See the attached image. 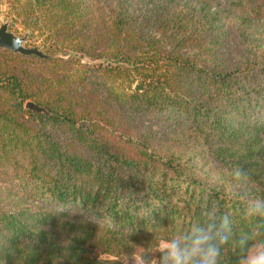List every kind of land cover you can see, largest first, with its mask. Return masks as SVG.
<instances>
[{
  "label": "trees",
  "instance_id": "trees-1",
  "mask_svg": "<svg viewBox=\"0 0 264 264\" xmlns=\"http://www.w3.org/2000/svg\"><path fill=\"white\" fill-rule=\"evenodd\" d=\"M2 1L50 57L0 48V264H122L210 205L248 230L223 185L264 198V0Z\"/></svg>",
  "mask_w": 264,
  "mask_h": 264
},
{
  "label": "clouds",
  "instance_id": "clouds-1",
  "mask_svg": "<svg viewBox=\"0 0 264 264\" xmlns=\"http://www.w3.org/2000/svg\"><path fill=\"white\" fill-rule=\"evenodd\" d=\"M248 179V171L236 166L223 185L227 198L241 202L247 231L234 235L231 213L210 205L199 222L158 234L151 251L136 245L135 264H222L223 249L229 244L238 251L237 264H264V198L248 189Z\"/></svg>",
  "mask_w": 264,
  "mask_h": 264
},
{
  "label": "rangeland",
  "instance_id": "rangeland-1",
  "mask_svg": "<svg viewBox=\"0 0 264 264\" xmlns=\"http://www.w3.org/2000/svg\"><path fill=\"white\" fill-rule=\"evenodd\" d=\"M8 12L6 3L2 0H0V23L1 22H7L6 14ZM9 23V22H8ZM10 29V25H9ZM12 32L24 35L23 30L19 27L17 30L16 28L10 29ZM245 37L242 38V40L239 42V45L246 51V50H254L257 49L259 43L264 42V20L263 21H257L252 23V27L246 29L245 31ZM25 45L27 47H33L35 45L40 46V41L35 40L34 38H27L25 41ZM43 50V49H42ZM58 55V54H57ZM160 125H154V128L158 130ZM172 132H175V130L170 131L169 136L173 135ZM136 255L131 256L129 259H125L122 264H135Z\"/></svg>",
  "mask_w": 264,
  "mask_h": 264
},
{
  "label": "water",
  "instance_id": "water-1",
  "mask_svg": "<svg viewBox=\"0 0 264 264\" xmlns=\"http://www.w3.org/2000/svg\"><path fill=\"white\" fill-rule=\"evenodd\" d=\"M27 38L28 33H25L24 35L16 34L9 29L8 22L0 23V48L8 49L14 53H19L22 55H37L41 58L50 57L37 45L33 47H27L25 45ZM135 89H139V86H135ZM25 107L38 112L44 111L42 107L35 105L32 101H27Z\"/></svg>",
  "mask_w": 264,
  "mask_h": 264
}]
</instances>
